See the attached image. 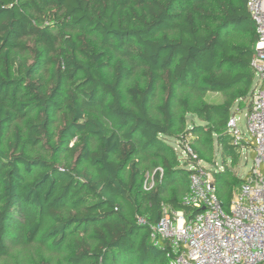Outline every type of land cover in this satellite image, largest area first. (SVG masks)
Returning <instances> with one entry per match:
<instances>
[{"label": "trees", "instance_id": "1", "mask_svg": "<svg viewBox=\"0 0 264 264\" xmlns=\"http://www.w3.org/2000/svg\"><path fill=\"white\" fill-rule=\"evenodd\" d=\"M247 2L0 0V264H168L151 225L194 211L218 153L229 211L256 150L228 126L257 84Z\"/></svg>", "mask_w": 264, "mask_h": 264}, {"label": "built area", "instance_id": "2", "mask_svg": "<svg viewBox=\"0 0 264 264\" xmlns=\"http://www.w3.org/2000/svg\"><path fill=\"white\" fill-rule=\"evenodd\" d=\"M247 6L258 34L251 62L257 84L247 113V129L256 142L253 166L226 211L210 171L202 162L191 165L183 203L194 211L164 206L159 223L151 225L155 245L168 244V264H264V0H248ZM228 126L238 143L244 134L235 115ZM182 152L197 158L188 144Z\"/></svg>", "mask_w": 264, "mask_h": 264}, {"label": "rangeland", "instance_id": "3", "mask_svg": "<svg viewBox=\"0 0 264 264\" xmlns=\"http://www.w3.org/2000/svg\"><path fill=\"white\" fill-rule=\"evenodd\" d=\"M257 80V79H256ZM208 100L212 101V102H221L222 101V96L221 94H217V93H212L209 94L207 97ZM238 105H236L232 112L235 113V116L237 118V125L239 127V129L241 130V132L250 138V134L248 132L247 129V113H248V108L245 107L242 110L238 109ZM218 155V165H212L209 163L204 162V166L210 171V173L212 175L215 174V171H217L219 168L223 169L221 166V160L219 157V153ZM253 162H254V158L253 157H249L246 153L242 155L240 162L233 167V170L237 173V175H239L240 177H243L247 172H249V170L252 168L253 166ZM214 177V176H213ZM5 260H2V262H4Z\"/></svg>", "mask_w": 264, "mask_h": 264}]
</instances>
